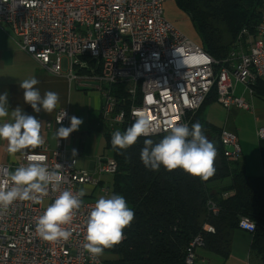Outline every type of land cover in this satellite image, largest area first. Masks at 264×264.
Wrapping results in <instances>:
<instances>
[{
	"label": "built area",
	"instance_id": "obj_1",
	"mask_svg": "<svg viewBox=\"0 0 264 264\" xmlns=\"http://www.w3.org/2000/svg\"><path fill=\"white\" fill-rule=\"evenodd\" d=\"M262 2V20L256 33L243 29L223 62L166 17L167 0H0V25L10 27L20 46L50 73L62 75L66 57L69 77H87L99 83L103 96L101 124L111 137L115 131L124 132L130 127L137 112L155 126L156 131L150 135L155 136L167 134L170 124L189 126L188 114L201 108L214 87L218 102L228 111L254 110V86L264 81ZM83 69L88 73H82ZM240 84L252 101L238 95ZM62 110L67 116L58 124ZM69 120L70 110L63 107L47 127H67ZM257 136L264 139V126L258 127ZM44 140L42 147L25 152L44 154L50 169L58 163L63 166L61 191L75 193L100 187L102 196L110 195L109 185H101V177L117 172L113 156L99 157L97 177L79 167L77 155L70 153L66 139L57 140L55 146ZM220 142L228 160L242 159L237 133L223 129ZM24 153L16 164L0 163V179L5 169L14 171L28 163ZM86 194L72 223L64 226L72 236L56 242L39 238L35 225L59 192L50 189L41 203L15 201L0 216V264H104L101 256L94 259L83 247L85 222L97 201L86 200ZM208 210L217 215L220 207L210 200ZM239 227L252 233L256 224L242 217ZM203 230L216 232L208 222ZM204 245L202 234L191 241L187 264H195L196 250ZM248 264L264 263L253 262L249 253Z\"/></svg>",
	"mask_w": 264,
	"mask_h": 264
},
{
	"label": "trees",
	"instance_id": "obj_2",
	"mask_svg": "<svg viewBox=\"0 0 264 264\" xmlns=\"http://www.w3.org/2000/svg\"><path fill=\"white\" fill-rule=\"evenodd\" d=\"M174 1L190 17L205 50L220 62L227 58L241 31L256 33L262 20V0ZM226 34L230 42H225ZM254 96L264 99V81L256 83ZM214 102H218L216 87L197 112L188 114L189 128L200 122L206 137L220 142L223 129L206 117V109ZM103 132L106 150L118 163L109 196L122 195L135 213L131 225L123 230L122 242L105 249L101 256L104 264H187L188 248L199 234L205 239L203 248L227 259L242 217L256 224L251 233V260L264 263V173L250 175L241 160H228L221 142L216 149L215 173L207 181L179 168L152 171L140 159L144 140L159 142L166 134L141 136L134 145L119 150L113 148L111 135ZM259 148L264 168V139ZM210 200L220 207L217 215L208 210ZM206 222L215 227V233L203 230Z\"/></svg>",
	"mask_w": 264,
	"mask_h": 264
},
{
	"label": "clouds",
	"instance_id": "obj_3",
	"mask_svg": "<svg viewBox=\"0 0 264 264\" xmlns=\"http://www.w3.org/2000/svg\"><path fill=\"white\" fill-rule=\"evenodd\" d=\"M40 82L36 78L25 79L19 87L23 89L24 102L39 113L42 109L52 113L58 106L60 97L54 91H46L43 95L35 87ZM9 93L0 94V140L7 141V152L15 155L27 149L42 147L45 143L41 135L42 124L32 115L17 107L9 111ZM135 122L124 132L115 131L112 135L114 149L126 150L134 145L141 136L148 137L156 131L155 126L142 113H134ZM67 116L62 110L57 117L61 123ZM83 120L72 116L70 127H59L54 138L67 139L77 131ZM26 165H20L14 171L5 169L0 179V216L4 215L15 201H32L41 203L49 195V190L59 192L54 202L48 205L44 213L37 219L35 232L39 238L47 242L68 240L72 232L64 226L71 224L82 207V197L85 190L73 192L69 189L60 190L63 182L62 165L57 164L50 169L44 154L25 152ZM120 154H123L121 152ZM76 150L73 149V156ZM217 155L216 147L209 141L202 131L200 122L168 125L167 134L159 142L145 139L140 151V159L144 166L152 171H159L161 167L171 172L182 169L193 177H200L207 181L214 173V161ZM135 213L128 207L122 195L113 194L109 197L101 196L91 208L86 224L83 244L84 249L92 258L104 254L105 249H111L124 239L123 230L134 220Z\"/></svg>",
	"mask_w": 264,
	"mask_h": 264
},
{
	"label": "crops",
	"instance_id": "obj_4",
	"mask_svg": "<svg viewBox=\"0 0 264 264\" xmlns=\"http://www.w3.org/2000/svg\"><path fill=\"white\" fill-rule=\"evenodd\" d=\"M172 10L174 12L166 11V17L188 37L193 39L180 26L185 20L191 21L190 17L178 9L175 1ZM66 69L67 73L63 72L62 75H55L47 71L33 55L20 46L18 38L10 27L0 25V94H3L5 91L9 93V111L20 107L25 113L35 116L42 124L41 135L52 146H55L57 139L54 136L57 127L49 129L47 122L54 119L60 108H68L70 110V118L76 116L83 120L79 129L72 132L66 139L70 153L73 155V149H75L79 164L83 165L84 169H88L96 175L99 157L112 156V153L106 150V139L101 124L103 96L99 89V83L96 80L87 77L72 79L68 76V67ZM87 73L85 72L84 74ZM33 77L40 82L35 87L39 88L41 95L46 91H54L59 94V104L52 113H47L43 109L39 113H36L29 104L24 102L23 89L19 87V84L21 81ZM241 88V94L238 95L245 98L244 94L247 92H245L244 86ZM250 101H252V97ZM209 107L206 109V117L213 123L208 114ZM251 112L255 121V127H252V132H254L252 141L246 140L241 136V132L236 122H234L242 114L240 109L234 108L231 111L227 110L224 125H215L238 134L243 149L241 165L248 174L260 176L264 173V168L261 160L260 140L257 136V129L258 127L264 126V99L258 104H254V110ZM232 115L234 120H232ZM67 127H70V120ZM28 150L34 149L23 150L14 156L10 155L7 152V141L0 140V163L16 164L20 161L21 155ZM107 152L110 154H107ZM251 242V233L241 229L236 230L233 234L231 254L220 264H248ZM202 249L207 250L205 248ZM203 254L201 255L203 263H205V259H208V264H211L210 260L212 257L209 251L207 250Z\"/></svg>",
	"mask_w": 264,
	"mask_h": 264
},
{
	"label": "rangeland",
	"instance_id": "obj_5",
	"mask_svg": "<svg viewBox=\"0 0 264 264\" xmlns=\"http://www.w3.org/2000/svg\"><path fill=\"white\" fill-rule=\"evenodd\" d=\"M174 6V0H167V4H166V11H171L174 12V10H172ZM180 25V24H179ZM183 30L185 32H187V34H190L191 37H193V40L197 43H201V38L198 34V32L196 31L193 23L189 20H185V22L181 23L180 25ZM231 38H229V36L226 34L225 36V42H230ZM67 58L64 57L63 60V70L65 73H67ZM241 84L239 85L238 88V94H241ZM244 99L250 101L251 100V96L249 93H245L244 94ZM254 102L253 104H258L260 101H262V99H259L257 97H254ZM208 114L210 116L211 121L218 125V126H223L224 125V121L227 117V110L219 103V102H214L211 104V106L208 109ZM242 112V114H240V116H238L234 122H236L237 127L239 128L240 132H241V136L243 138H245L246 140L252 141V137L254 136V132H252V127H255V121H254V117L252 112L250 111H243L240 110ZM232 120H234V117L232 115ZM103 130V127H102ZM255 131V129H254ZM107 154H110L109 152H107ZM80 168H83V165L79 164ZM96 176L98 177V175L96 174ZM101 180H103L105 182V184L109 185L110 190H112V181H113V176L112 175H102ZM227 183H229V180L226 181ZM92 187L91 188H85V192L86 194V200H97L99 197L102 196V194L100 193V187L93 190L92 191ZM92 193V194H91ZM91 194V195H90ZM207 250H203L202 248H198L196 250V261L195 264H208V259H205V263H203V258L201 257V255H204L203 253L206 252ZM209 254L211 255V264H220L222 263L225 259L213 252L209 251ZM102 257H104V255H101ZM206 256V255H205Z\"/></svg>",
	"mask_w": 264,
	"mask_h": 264
},
{
	"label": "water",
	"instance_id": "obj_6",
	"mask_svg": "<svg viewBox=\"0 0 264 264\" xmlns=\"http://www.w3.org/2000/svg\"><path fill=\"white\" fill-rule=\"evenodd\" d=\"M209 141L213 142L216 149H218L220 147V142L218 140H209ZM228 149L232 150V148H230V147H228Z\"/></svg>",
	"mask_w": 264,
	"mask_h": 264
}]
</instances>
